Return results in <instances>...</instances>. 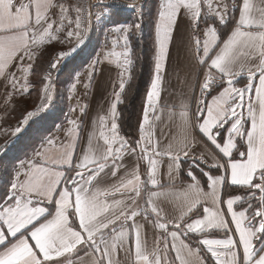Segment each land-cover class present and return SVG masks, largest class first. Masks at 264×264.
Masks as SVG:
<instances>
[{
  "label": "snow or ice",
  "instance_id": "snow-or-ice-1",
  "mask_svg": "<svg viewBox=\"0 0 264 264\" xmlns=\"http://www.w3.org/2000/svg\"><path fill=\"white\" fill-rule=\"evenodd\" d=\"M92 6L82 2L66 4L64 0H0V77L13 92L29 90L28 74L37 56L33 48L52 41L71 45L75 40L77 43L67 51L53 54L49 69L59 70L60 65L75 58L85 43L83 33L89 31L85 25L93 15L88 11ZM94 7L100 9L98 20L121 7L143 15L135 0L131 4L97 0ZM181 25L189 36L191 59L200 69L196 73L200 96L195 112L189 105H182L181 146L174 148L170 142L161 147L155 139L153 120L161 118L156 111L170 45ZM140 29L139 22L110 29L117 38L112 40L104 59L119 69L118 80L113 84L114 99L107 115L92 120V131L79 157L76 153L81 125L73 119L68 121L70 127L65 130L63 141H47L49 146H55L56 155L35 152L32 158L13 166L5 195L0 198V264H208L209 260L214 264H264V0H159L154 25V72L137 129L139 138L130 143L120 134L118 104L122 103L134 67L129 37ZM118 47L120 51L116 50ZM14 61L18 62L19 76L8 72ZM99 63L96 60L89 65V81ZM242 73L247 83L236 87ZM43 79L48 82L43 83L41 105L24 115L12 132L13 137L31 119L38 118L41 109L47 111L51 106L54 97L50 73ZM79 82L77 75L72 90ZM10 101L11 94L5 104ZM77 107L86 114L87 105L78 103ZM249 122L250 127L246 128ZM226 125L230 126L225 129ZM192 129H197L226 158L221 163L216 154L207 153L213 161L209 167L223 168L224 174L203 172L209 189L205 192L192 171L199 167L193 158L186 170L193 182L179 194L183 198L179 215L169 218L154 200L168 193L150 190L148 185L162 187L159 166L164 157L168 158L169 180L175 182L182 161L189 159L184 148L188 147ZM13 142L0 146V156ZM126 157L134 160L130 171ZM199 160H204V154ZM140 161H146V179L141 177ZM65 167L67 173L57 170ZM4 170L8 171L6 166ZM121 170L125 176L110 190L92 187L102 173L116 177ZM73 171L75 174L71 175ZM232 186H240L245 195H232L227 191ZM122 190L131 195L111 203L100 199L122 194ZM142 193L147 196L145 207L138 203ZM223 195L228 198L224 200ZM237 202L247 207L235 211ZM44 203L54 205V213L41 206ZM223 204L230 221L225 218ZM137 217L159 230L153 232L151 245L145 224L139 223ZM230 224L235 225L234 230ZM214 230L224 232V238H209ZM233 231L238 233V239H234ZM190 234L200 237L195 246L186 242ZM170 252L174 253L171 258Z\"/></svg>",
  "mask_w": 264,
  "mask_h": 264
},
{
  "label": "crops",
  "instance_id": "crops-1",
  "mask_svg": "<svg viewBox=\"0 0 264 264\" xmlns=\"http://www.w3.org/2000/svg\"><path fill=\"white\" fill-rule=\"evenodd\" d=\"M66 4L76 5L78 2L85 3V0H64ZM158 4L159 0H156L154 4L153 10H150L152 15L150 16L151 19V27H153V72H154V25L158 15ZM147 10V5L143 7L142 13L144 14ZM143 16V15H142ZM56 19V17H53ZM142 23V17H140L136 12L124 11L118 9L114 11L111 15H104L102 19L95 21L91 28L85 25L89 31L83 33L85 37V43L80 48V51L75 56V58L68 63L75 64L78 63L79 67L76 68L74 66L75 71L72 72V75L67 78V74H61L59 77V82L66 81L69 78H73L74 75V82L77 78L79 79V83L76 85L75 90H72V95L74 99V103L68 105L66 109H64L61 104V98L65 93V89L62 88V84L58 85V90L56 91L55 88L53 89V101L51 102V106L47 110V114L43 115L41 119L33 118L31 119L28 124L25 126V129L28 130L29 126L34 129L36 132L37 130L43 129V124L46 121L50 120L49 124L45 126V130L42 133L36 135L39 142L33 148L27 147L28 151L22 153V155L17 159L16 165H18L19 161L21 160H28L33 157L35 152L45 153V156H54L56 155L55 146H49L47 141L52 139L56 141L59 139L63 141L65 139V130L70 127L68 124L69 120L77 119L80 123L81 127L79 129L80 133V140L77 146V157H79L80 152L83 148L86 147L87 137L88 134L92 131V120L99 115H107V109L110 106L111 101L114 99L112 96L113 92V84L118 80V73L119 69L116 67L115 64H110L107 60L104 59V56L107 51H109L112 47V40L117 38V34L111 32L110 29L116 25H127V24H135V23ZM141 31H133L130 35V44L132 46L134 37ZM227 31V29L225 30ZM62 38V37H61ZM77 42L73 40L72 44L64 43L61 44L57 41L46 42L44 45L39 46V48H33V51L37 52V56L35 57L34 61H32L33 69L28 74V82H29V90L28 92H13L12 87L5 82V79L0 77V122L3 121L2 113H6L7 109L11 107L13 109V103H15L16 99L20 98H27L31 97L35 94V91H38V99L39 95L40 98L42 97V87L43 83H45L44 71L43 74H39L40 72H35L34 67L35 65L39 64V58L42 57L43 59H49L53 56L54 53L58 51H67L70 47L75 45ZM122 43V41H121ZM88 46V49H91L90 55L87 56V60L83 63L84 67L83 70L78 71L80 67V60L84 55V50ZM120 51L121 49L118 47L116 49ZM78 56V57H77ZM48 57V58H47ZM99 60L100 63L96 65V71L91 77V81L88 80V73L90 70H85V65L88 62L93 63L94 61ZM48 61V60H47ZM18 62L14 61L12 65L9 66L8 72H14L17 76L20 73L17 71L16 64ZM200 69L196 67L195 62L191 59V53L189 51V36L187 32L184 30L183 25L177 30L174 40L170 45V56L167 62V70L165 73V80L162 85L161 91V98L159 100V107L156 111V115L160 116L159 120H153L154 123V131H155V139L160 142L161 147L169 144L170 142L173 143L174 148L181 146V142L183 141V137L180 132L181 126V118L180 112L183 110L182 105L187 104L190 106L191 110L195 112L196 110V100L199 98V88L197 85V76L196 73L199 72ZM132 75V74H131ZM153 75V73H152ZM40 79L39 83L35 84V79ZM152 77V76H151ZM202 80V76L200 77ZM43 79V80H42ZM237 80H242V83H236V87H242L247 83L245 74H241ZM69 84L70 89L72 83ZM258 82V81H257ZM40 84V86H39ZM89 84L88 88H85L84 85ZM150 84V82H149ZM148 84V87H149ZM36 87H39L36 90ZM148 87L139 103V123L142 122V115L144 106L146 103V92ZM61 89V90H59ZM219 91V90H218ZM68 92V89H67ZM66 92V96H67ZM11 94V101L9 104H5V99ZM216 95V92L213 93ZM37 98V97H36ZM63 99V98H62ZM122 99V97H121ZM208 101L211 100L209 96L207 98ZM253 102H255V96L253 94ZM57 103L59 107L55 104ZM87 105L86 114H81L77 104ZM41 105V100L36 103L33 108L26 111L27 114L29 111H36V109ZM119 106V104H118ZM57 107V108H56ZM71 109H76L72 111ZM245 116L247 115V109H243ZM45 113L43 109H41V114ZM39 124V127H37ZM47 124V123H45ZM230 126L226 125L225 129ZM246 128L250 127V122L245 125ZM27 133V132H26ZM34 133V132H33ZM98 134V130H97ZM120 134L127 138L129 142H133L132 138H128L127 136L123 135L121 132ZM31 136V135H29ZM17 137V136H16ZM15 137H13L14 139ZM139 138V133L134 137V140ZM4 142L3 144H5ZM102 143V141H101ZM188 147L184 148L185 151L189 152V161L192 163V159L196 158L198 164H202L208 168L213 161L211 157L207 154L208 152H212L216 154L217 158L220 160L221 163L226 162V158L222 157L213 145L205 137H203L197 129H192L191 133L188 137ZM47 150V151H46ZM246 148H242L241 151H245ZM201 154H204V160H199ZM234 158H239L238 154L234 152ZM204 161H207L205 163ZM75 162V161H74ZM130 171L134 167V160L131 157H126L125 161ZM183 162V161H182ZM167 163L168 158L164 157L161 165L159 166V178L161 181V188H153L151 185H148V188L153 191H164L168 193V195L160 196L154 198L155 202L164 209L165 215L169 218L173 216H178L180 211V205L183 203V198L179 197V194L182 193L186 186L189 183H192L191 179L182 180L181 179V172L177 176L175 182L170 181L168 174H167ZM145 165L146 161H140V172L142 179H146L144 175L145 172ZM60 171H65L66 173L69 171L66 167L57 169ZM220 171L213 174L221 175L224 174V169L220 168ZM71 175H74L75 172H71ZM212 175V174H211ZM125 176V171L121 170L116 177H112L110 173L105 172L102 173L94 182L92 187L99 188L101 191L110 190L111 186L118 184L121 177ZM201 187L205 192H208V185L206 187L203 186L202 182L197 178ZM131 193H128L126 190H122L121 193H114L108 196H101L100 199L106 200L108 203H111L115 199H125ZM179 197V198H178ZM58 198V194H57ZM228 197L223 198L226 200ZM147 196L145 193H142L141 197L138 200V203L141 207H145V200ZM41 206L49 207L50 210L54 213V205H47L46 203L42 204ZM225 210V218L230 221V214L226 212V204L221 206ZM235 211H240L243 208L239 209L236 207V204L233 206ZM202 210V206H201ZM50 218V217H48ZM72 217L70 216V219ZM137 221L139 223L145 224V232L148 236L149 245H151L153 240V232L159 230H153L148 224L144 222L141 217H137ZM41 222H44L41 220ZM78 224V220L76 221ZM130 223V222H129ZM230 227L234 230L235 225L230 224ZM171 230V228H170ZM234 239H238V233L234 231L231 233ZM225 233L222 231H212L209 234V238H224ZM200 238V237H199ZM198 238V239H199ZM171 241V237L168 238ZM134 241V235L130 236V242ZM188 242V241H186ZM242 251V248L240 249ZM170 258L174 256L173 252H170Z\"/></svg>",
  "mask_w": 264,
  "mask_h": 264
},
{
  "label": "trees",
  "instance_id": "trees-1",
  "mask_svg": "<svg viewBox=\"0 0 264 264\" xmlns=\"http://www.w3.org/2000/svg\"><path fill=\"white\" fill-rule=\"evenodd\" d=\"M155 3L156 0H147L146 2L147 10L142 16L141 31L137 34L136 37H134L133 44L131 46L133 49V58H134V67L131 72L132 79L126 83L125 92L122 94V103H120L118 106V113H119L118 124L120 125V132L123 135L127 136L128 138H132L133 141H135L133 138L136 137V135L138 134L137 129L139 125V119H138L139 103L148 87V84L150 82L153 73V58H152L153 27H151L150 25L151 24L150 16L152 15V13H150V10H148V8L153 10ZM88 55L89 54H86V56L83 58L84 60L81 59L80 63L86 61ZM48 62L49 59H45V58L43 59L42 57H40L39 64H37V66L35 65L34 67L35 72H40L39 74H43L44 71V75H45V69H46L45 66H47ZM39 82L40 79H38L37 77V79H35V84ZM238 83H242V80H238ZM33 91L35 92V90ZM50 120L52 121V119ZM50 120L48 122H50ZM43 128L45 129V126H43ZM29 135H32L31 138ZM29 135H27V133L25 135L27 137L29 136V140H28L29 142L27 143V145L29 144V146H31L32 141H35L34 145H36L39 142V140L35 136V133ZM21 154H22L21 152H18L17 154H13L11 158H13L14 159L13 161H15V159L19 158ZM190 164L191 162L189 160L182 162V170L180 175L182 180L190 179L186 174V170ZM192 171L194 175L202 182L203 186L206 187L208 185V181H207V177L203 175V172H208L209 174L213 175L219 172L220 170L216 168H208L206 166H203L202 164H199V167H194ZM227 191H230L232 195H240V196L245 195L244 189H242L240 186H232L230 189H227ZM257 195L259 194L257 193ZM226 197H228V195H223V198ZM0 198L3 197L0 196ZM236 207L239 209L246 208L247 204L241 205L239 202H237ZM198 238H199L198 236H193L190 234L187 241L188 242L191 241L193 246H195V241ZM201 254L204 256H210V254H206L204 252H202ZM208 264H214V261L209 260Z\"/></svg>",
  "mask_w": 264,
  "mask_h": 264
},
{
  "label": "rangeland",
  "instance_id": "rangeland-1",
  "mask_svg": "<svg viewBox=\"0 0 264 264\" xmlns=\"http://www.w3.org/2000/svg\"><path fill=\"white\" fill-rule=\"evenodd\" d=\"M148 10H152V9L148 8ZM83 54L84 55L82 56V60H84L83 58L86 56V54L90 55V48L88 49V46L85 48ZM84 62H82L80 64L81 68H79L78 71L84 69V67H82L84 65L83 64ZM90 64H91V62H88L85 65L86 71H87V69L90 70V68H89ZM74 66H76V68H77V67H79V64L76 63V65H75V64L68 63V61H67V63L65 64V68H63L60 71V74H59L58 79L55 83V86L53 87V89L55 88V90L57 91L58 85L62 84V88L65 89V93L62 96L63 99L61 98V101H60L62 104L60 106H62L64 109H66V107L68 105H71L74 103V99H73L74 97L72 95L73 94L72 89H70V86H69V84L71 82H74V75L72 76L73 78H69L68 80L62 81V82H59V77L62 73L67 74V78L70 77L72 75V72H74L76 69V68H74ZM45 67H47V66H45ZM39 86H40V84H39ZM38 89H39V87H36V90H38ZM67 89H68V92H67ZM59 90H61V89H59ZM66 92H67V96H66ZM40 100H41L40 95H39V99H38V91H35V94L33 96H31L30 98L25 97V98L16 99L15 100L16 102L13 103V106H12L13 109L11 110V107H10L9 109H7L6 113H2L3 114L2 115L3 121L0 122V146H3L4 142L14 141L12 143L11 147L8 149L7 153L4 154L3 156H0V192H1L0 196H2V197H4V195H5L7 181L11 178L13 166L16 165V162L18 159L17 158V159H15V161H13L14 159L11 157L13 156V154H17L18 152L24 153V152L28 151L29 147L33 148L35 146L34 145L35 141L31 142V146H29V144L27 145V143L29 142L28 141L29 136L28 137L25 136L26 132H27V135L33 134V132H34L35 136H36L37 134L45 131V129L43 128V129L37 130L35 132L34 129L31 128L30 126H29L28 130H26L27 128L25 129V126H23L22 132L20 134H18L17 137H15L13 139V136H12V132L14 131V129L18 125H20V122L22 121L26 111H28L34 107L35 101H36V103H38ZM52 104H55L57 107H59L57 103H52ZM47 113L48 112L45 111V113L40 114L38 119H41L42 116L47 114ZM45 123H47V124H45ZM45 123L42 126H46L49 124L48 121ZM37 127H39V124H37ZM31 136H30V138H31ZM5 166L8 169L7 172H5V170H4Z\"/></svg>",
  "mask_w": 264,
  "mask_h": 264
},
{
  "label": "built area",
  "instance_id": "built-area-1",
  "mask_svg": "<svg viewBox=\"0 0 264 264\" xmlns=\"http://www.w3.org/2000/svg\"><path fill=\"white\" fill-rule=\"evenodd\" d=\"M101 2H104V3H110L111 0H101ZM133 2H134V0H121V3H122V4H131V3H133ZM146 2H147V0H135V3H137L138 5H140V6L142 7V10H143V7L145 6ZM96 3H97V0H85V4H86V5H93L92 7H89V8H88V11L91 12V13L93 14V15L90 17V23L87 24V26H88L89 28H91L92 25L95 23V21L98 20L96 14L99 13L100 9L97 8V7H94V5H96ZM120 9H121V10H124V11H130V12L132 11V12H136V11H133L131 8L121 7ZM136 13H137V12H136ZM137 14H138V13H137ZM51 59H52V57L50 58V60H51ZM50 60H49V62H50ZM49 62H48V65H47V67H46V69H45V74H46V73H50V76H51V83H52V86L54 87V86H55V83H56V81H57V79H58V76H59V74H60V71H61L63 68H65V64L67 63V61H66L64 64L60 65L59 70H50V69H49ZM46 82H48V81H46ZM53 84H54V85H53Z\"/></svg>",
  "mask_w": 264,
  "mask_h": 264
}]
</instances>
